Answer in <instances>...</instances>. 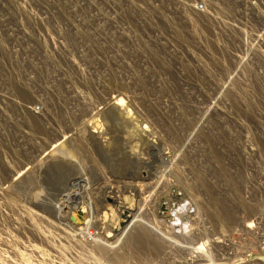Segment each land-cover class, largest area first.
I'll return each instance as SVG.
<instances>
[{
  "label": "rangeland",
  "instance_id": "rangeland-1",
  "mask_svg": "<svg viewBox=\"0 0 264 264\" xmlns=\"http://www.w3.org/2000/svg\"><path fill=\"white\" fill-rule=\"evenodd\" d=\"M0 264H264V0H0Z\"/></svg>",
  "mask_w": 264,
  "mask_h": 264
},
{
  "label": "built area",
  "instance_id": "built-area-1",
  "mask_svg": "<svg viewBox=\"0 0 264 264\" xmlns=\"http://www.w3.org/2000/svg\"><path fill=\"white\" fill-rule=\"evenodd\" d=\"M118 100H122L121 98H118ZM118 113V112H117ZM102 117H105V115L104 116H102ZM104 125H101V127H96V128H89V131H88V133H87V135H86V137H87V139L88 140H95V138H97V137H100V136H104L103 135V133H104V131H107L108 130V127H103ZM116 129H118V130H120L119 128H116ZM76 131H78V134H77V137L75 138L78 142H80V140H81V138H80V131L79 130H76ZM94 135V136H93ZM119 142H120V140H119ZM88 144H89V147H93L94 149H96V148H99L98 147V143H96L95 141H91V142H88ZM85 145V144H84ZM78 145H77V143H76V147H77ZM86 146V145H85ZM96 151L98 152V155L100 156V157H102L104 160L106 159V161H107V158H110L111 160H113L112 158H111V156H109L107 153H106V156H103L102 154H101V151H103V150H97L96 149ZM115 160H117L118 161V159H115ZM108 162H110V161H108ZM111 164H114L113 162H111ZM141 174H144V176H146L147 175V173L146 172H142ZM144 177H142V179H143ZM83 180L85 179V178H82ZM91 179V181H96L95 179H93V178H90ZM97 179L98 180H101V181H105V182H111L112 180L106 175V174H104V173H100V174H98V177H97ZM79 180H81V178H79ZM79 188V187H78ZM106 188H108L109 189V191H107V193L108 194H106L105 193V195H104V197H103V195H102V197H103V199H102V201H103V203H102V206H101V208H104V210L107 208H109L108 207V205L109 204H112V206H114L115 208H117V209H119V208H121L123 205H124V202L125 201H122V198H121V196L118 194V192L117 191H114L112 188H111V185L110 186H106ZM80 191L81 190H78V191H76V192H79L80 193ZM171 197L174 199V198H176V195H171ZM114 198H119V202H117V201H114ZM117 202V203H116ZM165 204V203H164ZM107 205V206H106ZM86 207V206H85ZM160 208H163V207H161V206H159V209ZM164 211H167V216H166V220L168 221V220H170V222H169V226L170 225H172V224H175V215H174V213H177V211H178V203H167L166 205H164V209H163ZM89 234H91V232H89Z\"/></svg>",
  "mask_w": 264,
  "mask_h": 264
},
{
  "label": "bare ground",
  "instance_id": "bare-ground-1",
  "mask_svg": "<svg viewBox=\"0 0 264 264\" xmlns=\"http://www.w3.org/2000/svg\"><path fill=\"white\" fill-rule=\"evenodd\" d=\"M138 133V132H137ZM137 136V135H136ZM106 137H108V135L107 136H105L104 138H106ZM113 137H111V139H112ZM118 138V137H117ZM98 140V139H97ZM102 140V139H101ZM106 140V139H105ZM108 140H109V137H108ZM107 140V141H108ZM124 140V139H123ZM130 140V139H129ZM100 141V140H99ZM126 141V140H125ZM97 142V141H96ZM103 142V141H102ZM105 142V141H104ZM116 142H118V141H116ZM124 142V141H123ZM153 142V141H152ZM106 143V142H105ZM108 143V142H107ZM116 144V143H115ZM114 150V149H113ZM116 150V149H115ZM119 150V149H118ZM101 151V150H100ZM108 151V150H107ZM110 151V150H109ZM132 152H133V150H131ZM121 152V151H120ZM104 154V153H103ZM119 154V153H118ZM105 156V155H104ZM138 158V157H137ZM113 159V158H112ZM114 160V159H113ZM109 161V160H108ZM116 161V160H115ZM152 161V160H151ZM114 162V161H113ZM117 162V161H116ZM139 163V162H138ZM157 163V162H156ZM163 163V162H162ZM161 163V164H162ZM114 164H115V162H114ZM140 164V163H139ZM121 165V164H120ZM96 166V165H95ZM117 166V165H116ZM140 167V166H139ZM106 168V167H105ZM141 168V167H140ZM131 169V168H130ZM132 170V169H131ZM119 173V172H118ZM142 173V172H141ZM148 174V173H147ZM151 174V173H150ZM120 175V174H119ZM138 175H140V172H138ZM109 176V175H108ZM115 176V175H114ZM149 177V176H148ZM160 178V177H159ZM136 187H138V186H136ZM74 190V189H73ZM64 192V191H63ZM95 193V192H94ZM101 195V194H100ZM79 196H81V193H79V192H75V191H72V192H67L66 193V195H65V198L68 200V201H70L71 200V202L74 204V205H77V206H79V207H83V206H81V204L83 203V201L82 200H80V198H78ZM119 199V198H118ZM118 199L117 200H115L114 199V201H117V202H119L118 201ZM82 202V203H81ZM116 202V203H117ZM86 205V207H87V209H92L91 208V206L90 205H87V204H85ZM84 208V207H83ZM83 208H81L82 209V214H83V212H85L86 213V211H84L83 210ZM91 213H92V211H91ZM90 213V214H91ZM103 214L105 215L106 214V212L104 211L103 212ZM107 215V214H106ZM80 221H82L83 220V222H79V220H78V224L80 223V225H82L80 228H84L83 227V225L85 224V222H86V224L88 223V221L90 220V219H86V218H84V219H82V218H78ZM74 223L75 222H77V219L74 217V221H73ZM85 224V225H86ZM248 227H250V224L248 223ZM86 228L88 229L89 228V225H87L86 226ZM87 229H86V232H85V234H87Z\"/></svg>",
  "mask_w": 264,
  "mask_h": 264
},
{
  "label": "water",
  "instance_id": "water-1",
  "mask_svg": "<svg viewBox=\"0 0 264 264\" xmlns=\"http://www.w3.org/2000/svg\"><path fill=\"white\" fill-rule=\"evenodd\" d=\"M70 220L73 222V221H74V217L71 216V217H70Z\"/></svg>",
  "mask_w": 264,
  "mask_h": 264
}]
</instances>
